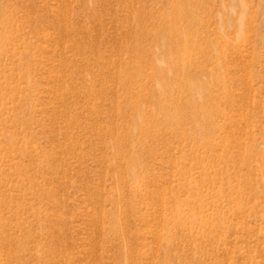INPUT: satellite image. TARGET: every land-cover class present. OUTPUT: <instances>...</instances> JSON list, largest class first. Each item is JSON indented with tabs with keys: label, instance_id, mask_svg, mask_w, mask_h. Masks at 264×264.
I'll use <instances>...</instances> for the list:
<instances>
[{
	"label": "rangeland",
	"instance_id": "1",
	"mask_svg": "<svg viewBox=\"0 0 264 264\" xmlns=\"http://www.w3.org/2000/svg\"><path fill=\"white\" fill-rule=\"evenodd\" d=\"M0 264H264V0H0Z\"/></svg>",
	"mask_w": 264,
	"mask_h": 264
}]
</instances>
